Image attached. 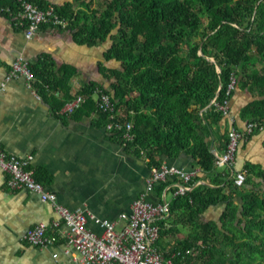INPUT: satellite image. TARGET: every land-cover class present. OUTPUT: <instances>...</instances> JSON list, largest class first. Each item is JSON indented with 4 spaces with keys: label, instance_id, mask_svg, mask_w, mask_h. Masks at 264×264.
I'll return each instance as SVG.
<instances>
[{
    "label": "trees",
    "instance_id": "16d2710c",
    "mask_svg": "<svg viewBox=\"0 0 264 264\" xmlns=\"http://www.w3.org/2000/svg\"><path fill=\"white\" fill-rule=\"evenodd\" d=\"M27 1L39 8L51 5L66 20L65 27L40 26L66 30L77 44L97 46L110 40L103 60L117 65L97 64L108 87L100 81L85 82L77 93L84 101L71 113L75 118L96 112L94 125L105 129L109 111L99 108L96 93H106L113 120L129 122L133 133V139L124 142L120 131L105 129L111 140L127 151H142L149 167L162 164V156L184 152L205 172L209 184H196L200 177L191 176L189 190L172 194L168 201L172 225L180 221L190 232L163 256H172L173 264H264V168L245 163L244 182L236 186L232 167L219 170L205 141L224 116L217 104L228 102L236 85L258 97L240 109L245 124H255L242 137L264 127V0ZM17 6L16 0H0V12L13 21ZM54 66L46 53L29 63L32 86L58 114L76 96L69 93L75 69ZM232 76L234 88L226 93ZM227 133L222 134L224 147ZM33 176L41 183L48 180L40 169ZM252 176L260 177L263 186H244L252 183ZM168 184L161 183L160 189ZM236 197L239 205L233 201ZM219 202L226 203L220 225L201 222L199 214ZM156 222L159 237L164 217Z\"/></svg>",
    "mask_w": 264,
    "mask_h": 264
},
{
    "label": "crops",
    "instance_id": "0c3cea01",
    "mask_svg": "<svg viewBox=\"0 0 264 264\" xmlns=\"http://www.w3.org/2000/svg\"><path fill=\"white\" fill-rule=\"evenodd\" d=\"M66 1L69 0H48L55 4ZM108 46L104 42L97 46L77 44L66 30L51 26H39L26 38L13 18L0 12V147L16 156L31 155L29 165L33 174L40 169L48 175L47 182L42 183L44 187L56 195L59 204L69 210H81L87 217V227L98 234L102 228L95 219L112 221L118 229L123 224L119 214L128 212L132 201L140 195L153 203L163 199L168 202L172 197L169 184L160 189L163 182L157 181L148 188V158L127 151L111 140L103 127L94 125L96 112L80 118L61 110L55 114L32 83L28 85L21 75L7 78V74L16 56L33 63L46 53L55 61L54 69L63 64L75 69L69 78L70 95L79 93L81 86L90 80L108 87L97 67L101 61L105 66H115L112 60H103V51ZM57 94L61 97L63 92ZM256 97L235 86L227 102V113L215 126L214 133L205 137L208 144L213 143L214 154L223 150L222 134L230 127L244 131L240 109ZM161 163L198 175L196 184H209L205 172L184 152L175 157L162 156ZM245 163L264 168V127L240 139L231 174L241 170ZM5 179L6 173L0 169V264H77L79 253L62 236L44 246L27 243L23 235L29 227L58 220V213L36 192L10 189ZM252 179L251 184L244 186L258 189L263 186L260 177ZM233 201L240 204L239 197ZM225 209V202L210 205L199 214V220L220 225ZM171 218L169 213L164 216V233L156 241L162 255L190 232L180 221L172 225ZM58 231L65 234L68 229L61 224Z\"/></svg>",
    "mask_w": 264,
    "mask_h": 264
},
{
    "label": "built area",
    "instance_id": "2783aa9c",
    "mask_svg": "<svg viewBox=\"0 0 264 264\" xmlns=\"http://www.w3.org/2000/svg\"><path fill=\"white\" fill-rule=\"evenodd\" d=\"M16 1L18 6L13 22L15 26L23 29L26 38H30L43 23L65 27L66 20L60 17L51 5L39 8L27 0ZM4 10L8 13L11 12L9 7H5ZM19 75L25 78L28 85H31L33 76L29 63L18 55L11 62L7 78ZM234 84L235 79L232 76L226 93L234 88ZM96 96L99 108L103 111H109L108 118L110 121L106 124L105 129L108 131L116 129L121 132L120 137L124 142L131 141L133 139L131 124L129 122L123 124L119 120H113L115 116L109 95L99 91ZM83 101V96L76 94L60 110L71 114ZM217 107L225 115L227 113V100H224L222 104H217ZM254 126V123L247 122L244 132L250 133ZM227 135L228 139L224 149L220 153L214 154V164L217 167L232 166L235 151L243 132L232 126L228 129ZM30 160L31 155L16 156L7 153L0 147V169L6 173L5 183L7 187L36 192L41 200L49 201L58 213V220L50 223H37L29 227L23 235L27 243L34 246H44L55 243L59 236H62L66 243L72 245L79 253L77 264H173L172 256H163L156 246L159 233L156 220L163 218L168 213V202L165 199L153 203L140 195L132 201L128 212L119 214L123 224L118 229L112 221L95 219V222L99 223L102 228V232L98 234L87 227V217L81 210H69L59 204L56 201V195L34 178L29 165ZM191 176L192 174L189 172L172 166L151 165L146 184L148 188H152L155 182H165L169 178L168 188L173 189L172 194L183 195L190 188L188 182ZM233 176L236 186L243 184L244 171H236ZM61 224L67 227V233L61 234L58 231Z\"/></svg>",
    "mask_w": 264,
    "mask_h": 264
},
{
    "label": "rangeland",
    "instance_id": "374dc122",
    "mask_svg": "<svg viewBox=\"0 0 264 264\" xmlns=\"http://www.w3.org/2000/svg\"><path fill=\"white\" fill-rule=\"evenodd\" d=\"M193 39H194V35H192V36L190 37V41L193 40ZM104 43H105V46H106L107 44L110 43V40L107 39ZM114 64L117 65L115 62H114Z\"/></svg>",
    "mask_w": 264,
    "mask_h": 264
},
{
    "label": "water",
    "instance_id": "95a60500",
    "mask_svg": "<svg viewBox=\"0 0 264 264\" xmlns=\"http://www.w3.org/2000/svg\"><path fill=\"white\" fill-rule=\"evenodd\" d=\"M209 149H210V151L212 153L214 152V147H213V143L212 142L209 144Z\"/></svg>",
    "mask_w": 264,
    "mask_h": 264
},
{
    "label": "bare ground",
    "instance_id": "6f19581e",
    "mask_svg": "<svg viewBox=\"0 0 264 264\" xmlns=\"http://www.w3.org/2000/svg\"><path fill=\"white\" fill-rule=\"evenodd\" d=\"M57 13V12H56ZM62 28V27H61ZM95 91V90H94ZM225 120V119H224ZM110 131V130H109ZM107 133V132H106ZM164 187V186H163ZM160 188V187H159Z\"/></svg>",
    "mask_w": 264,
    "mask_h": 264
}]
</instances>
